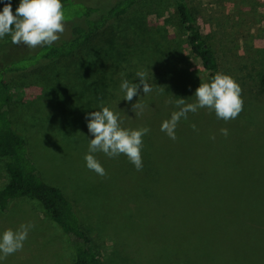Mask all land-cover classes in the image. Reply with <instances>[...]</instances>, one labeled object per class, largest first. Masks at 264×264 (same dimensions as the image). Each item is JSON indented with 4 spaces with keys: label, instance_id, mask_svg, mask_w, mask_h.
Segmentation results:
<instances>
[{
    "label": "rangeland",
    "instance_id": "obj_1",
    "mask_svg": "<svg viewBox=\"0 0 264 264\" xmlns=\"http://www.w3.org/2000/svg\"><path fill=\"white\" fill-rule=\"evenodd\" d=\"M117 1L62 2L64 31L52 45L67 40L74 27H85ZM186 1L215 56L212 76L190 54L173 0H135L123 16L109 21L69 57L7 78L13 127L44 182L59 188L76 207L100 264H178L175 253L182 250H189L200 264H239L229 263L230 257L245 249L256 252L253 264H264V226L239 213V199L227 195L234 186L179 179L193 167L238 166L233 160L237 156L227 152L220 154L221 161L204 162L210 138L248 147L259 137L255 133L264 130V0ZM11 3L15 11L19 0ZM89 9L96 12L88 15ZM42 47L14 45L5 37L0 40V69L28 63ZM139 71L152 91L145 95L140 85L137 96L123 100L121 81L139 85ZM217 73L232 77L241 88V112L226 122L199 108L178 122L176 138L170 139L160 130L162 121L178 110V100L195 103L199 84ZM135 103L143 108H133ZM101 106L118 111L123 128L149 129L142 138L141 170L123 154L109 158L101 152L94 155L104 176L85 166L88 140L93 138L85 117ZM196 155L200 162L189 161ZM6 180L0 159V188ZM29 223L22 249L6 256L3 264H73L65 236L37 202L17 198L7 213L0 212V232ZM199 246L205 247L199 252L203 258L193 250ZM211 255L218 259L210 260Z\"/></svg>",
    "mask_w": 264,
    "mask_h": 264
},
{
    "label": "trees",
    "instance_id": "obj_2",
    "mask_svg": "<svg viewBox=\"0 0 264 264\" xmlns=\"http://www.w3.org/2000/svg\"><path fill=\"white\" fill-rule=\"evenodd\" d=\"M66 1L62 0V2ZM134 2L135 0H118L109 10L90 20L85 27H74L67 40L59 44L43 46L36 56L27 58L28 63L22 61L19 65L7 64L0 69V159L4 162L7 175L5 184L0 188V212L7 213L11 203L17 198H27L37 202L42 209V214L60 228L65 236L72 250L73 264H100V261L93 250L91 238L81 226L80 215L76 207L69 202L59 188L44 182L40 171L26 150L24 138L15 131L10 110L11 89L7 78L12 74L42 67L53 60L69 57L87 46L93 36L109 21L123 16ZM173 2L179 23L187 39L190 54L198 60L203 73L212 76L217 62L197 19L192 14L186 0H173ZM95 12L94 9L87 10L88 15ZM260 86L264 91V71L260 76ZM249 133L254 135L251 131ZM255 134L259 136L258 139H253L248 147L237 145L235 141L229 139L210 138L206 141L204 162L221 161L220 154L227 152L237 156L233 160L238 166L226 169L193 167L179 179L225 181L233 185L234 189L228 191L227 195L239 199L237 200L239 213L245 217L252 215L249 218H253L255 224L262 227L264 226V130ZM219 135L223 136L221 134L216 136ZM218 147L222 151L217 152ZM190 157L189 161L192 163L200 162L197 155ZM204 248V246L193 247V250L200 255L199 252ZM185 251L175 253L178 264H200L198 261L195 262L196 258L191 257L189 250ZM254 253L249 249L233 251L229 263L253 264L251 259ZM208 255L207 252L205 256ZM200 256L204 257L203 254ZM200 256H197L198 260ZM217 259L215 255L210 257L212 261ZM220 264H224L223 261Z\"/></svg>",
    "mask_w": 264,
    "mask_h": 264
},
{
    "label": "clouds",
    "instance_id": "obj_3",
    "mask_svg": "<svg viewBox=\"0 0 264 264\" xmlns=\"http://www.w3.org/2000/svg\"><path fill=\"white\" fill-rule=\"evenodd\" d=\"M0 40L8 37L14 45H25L28 48L37 46H51L59 39V34L64 31L66 19L63 11L62 0H19L13 12L11 0H0ZM139 85L123 79L120 91L124 94L125 101H131L138 95L140 85H143V94L152 91V86L145 79V73H136ZM195 103H185L184 99L178 100L177 111L161 123L160 130L170 139H175V129L182 118L189 112H196L199 108L213 111L217 119L228 121L235 119L242 110L243 100L241 88L235 80L222 73L215 74L209 81L200 83L195 90ZM133 108H143L135 103ZM87 129L93 137L88 140V150L84 156L85 166L100 176H104L105 169L95 157L101 152L112 158L123 154L137 171L143 167L141 150L143 136L149 132L147 127L128 129L121 126L119 112L108 106H101L99 110L86 114ZM195 128V126L193 125ZM225 136L228 130L220 129ZM31 223L21 224L16 230L5 229L0 232V264L6 256L22 249Z\"/></svg>",
    "mask_w": 264,
    "mask_h": 264
}]
</instances>
